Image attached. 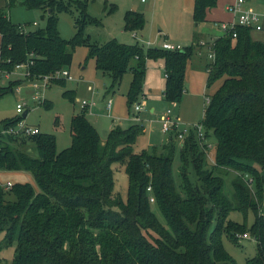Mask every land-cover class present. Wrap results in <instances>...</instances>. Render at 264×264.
<instances>
[{
    "label": "trees",
    "instance_id": "obj_1",
    "mask_svg": "<svg viewBox=\"0 0 264 264\" xmlns=\"http://www.w3.org/2000/svg\"><path fill=\"white\" fill-rule=\"evenodd\" d=\"M88 2L5 0L8 10L20 5L40 9L46 16L44 27L30 31L0 8V79L25 65V80L48 77V83L62 84L57 72L70 66L76 46H85L95 68L110 77V89L131 73L128 110L142 92L149 59L163 61L164 101L180 102L194 45L167 50L127 45L115 38L91 42L85 28L101 22L87 12ZM216 2L194 0L193 22L205 21L206 11ZM115 10L114 4L104 6L107 15ZM73 11L75 33L63 39L58 14ZM144 23L142 13L125 11L124 30L140 31ZM235 32V38L225 34L213 42V60L206 65L207 88L222 79L207 97L199 123L206 131L204 138L210 132L216 141L212 169L207 168L208 144L194 130L179 145L170 134L161 153L155 146L134 153L141 125L115 126L101 143L83 106L70 118V146L57 151L53 134L6 132L23 117L0 121V171L29 172L35 183L15 182L7 190L0 184V232L6 234L4 245L15 246L10 264H236L223 246L224 234L234 243L237 236L249 234L257 243L256 255L246 264H264V39L252 38L245 27ZM20 83L0 84V97ZM73 94L65 91L63 96L73 103ZM30 146L36 157L27 152ZM116 163L127 176L125 200L114 194ZM229 171L235 172L230 199L222 179ZM234 210L241 213V223L229 218ZM250 213L253 221L248 225Z\"/></svg>",
    "mask_w": 264,
    "mask_h": 264
},
{
    "label": "rangeland",
    "instance_id": "obj_2",
    "mask_svg": "<svg viewBox=\"0 0 264 264\" xmlns=\"http://www.w3.org/2000/svg\"><path fill=\"white\" fill-rule=\"evenodd\" d=\"M91 1L89 0L88 2L87 12L101 22L98 26L89 25L85 28V33L89 36L91 42L102 44L111 38H115L118 42L127 45L137 43L144 48L158 47L162 43L179 46L180 49L185 46L194 45V51L186 63L184 89L180 102L175 104L163 102L161 97L164 88L163 63L161 59H149L145 64L143 81L146 98H144L145 95L141 92L136 102L128 110L126 92L131 80V73L126 72L123 74L120 83L113 89H110V77L95 68L94 59L88 57L85 46H76L72 51L71 64L66 68L72 78H61L64 81L62 84L47 82L48 84L45 85L44 81H40L39 83L27 81L24 79V66L14 68L11 74H7L9 75L8 78L3 76L0 79L2 86H6L8 82L14 81V79H19L21 83L18 85V89L15 88L13 92L5 93L0 97V121L4 118L22 117V114L26 111L25 117L20 120L21 123L30 128L38 129L39 133L53 134L56 140V149L60 151L71 144L69 122L73 112H76L80 108L82 100L90 103V105H86L89 110L86 116L97 128L101 143L105 140V132L110 128L111 118L113 117V122L116 124L119 123L117 120H121L120 123H124L125 121L126 123L122 125L123 128H126L127 120L131 119L128 112L130 111V113L132 112L135 115L133 106L139 103L141 111L138 113L142 117V120L139 115L137 121L133 116L132 120L142 126L144 134H140L133 144V152L138 153L142 149L150 150L152 146H155L157 153H161L163 150H166L164 147L165 145H169V143L166 140L167 135L160 131V115L170 108L173 114L177 115V127H186L188 128V132L191 131L194 125L201 122L207 97L211 96L215 88L222 81V79L216 80L209 88L206 87V65L212 62V54L207 47L208 43H201L199 48L195 44L199 34L211 33V35H217L220 31L209 22L199 23L195 27L192 13L190 11L181 12L182 6L190 8V3L192 6L194 0H165L160 13H155L152 21L149 17L152 4L150 1L143 3L141 5L142 11L140 12L143 13L145 23L141 31L136 35L123 29V10L117 8L114 13L107 15L103 10L101 1H96L95 3H91ZM0 8H4L9 13V18L13 23L24 25L26 30L32 31L45 26L46 14L40 9H25L23 6L17 5L8 10L3 0H0ZM76 17V11H73L72 14L66 12L58 14L57 26L61 38L70 39L74 35ZM166 31L170 32L169 35L166 34ZM203 46L205 47L202 51H198ZM104 86H106L105 91L108 93L103 97L101 93ZM65 91H73V103L63 96ZM108 99H111L112 102V107L108 113L110 116L105 114L106 111L96 114V110L102 108L103 100ZM43 102L48 103V105H43ZM17 104L22 106L21 113L15 112ZM150 106H154L155 108L152 114L148 111ZM203 132L204 134L206 133L205 130ZM163 136L166 137L165 140ZM160 140L163 142H159ZM175 140L178 142V145L183 142L177 138ZM202 141L208 144L207 168L212 169L216 144L215 138L209 132L206 139L204 138ZM177 151L178 147L176 145L173 163L175 174L178 173L179 166ZM27 152L32 157L37 156L32 146L27 149ZM112 169L114 194L119 195L125 200L128 181L124 168L116 163L112 164ZM234 175V171H229L222 176L223 192L229 199L233 193L231 180ZM8 181L11 183L28 182L35 185L29 172L0 171V184L4 187ZM151 207L160 222L164 223L156 205L152 204ZM229 218L239 223L243 220L241 213L237 210L232 211ZM252 221L253 216L250 213L248 214L247 224L250 225ZM5 239L6 234L3 231L0 232V262L10 264L13 259L15 246L13 244L10 246L4 245ZM237 239V242L234 243L224 234L222 235L223 246L234 258L236 264H246L247 259L256 255L257 243L249 234L247 238L237 236Z\"/></svg>",
    "mask_w": 264,
    "mask_h": 264
},
{
    "label": "built area",
    "instance_id": "obj_3",
    "mask_svg": "<svg viewBox=\"0 0 264 264\" xmlns=\"http://www.w3.org/2000/svg\"><path fill=\"white\" fill-rule=\"evenodd\" d=\"M226 10L232 15V19L230 21H222L217 22L214 24L216 28H218L223 35L231 34L232 38L236 37L235 28L236 27H245L249 28L252 32L261 33L264 36V10H255L251 7L247 6V0H232V2L227 5ZM161 48L167 50H178L180 49L179 46H175L168 43H162ZM20 66L25 65H17L15 68H20ZM25 75V71H24ZM57 78H67L71 79L72 77L69 75L67 70H62L57 72ZM48 77H44L42 80L34 81L33 83H39L40 81H44L45 85H47ZM35 97V96H34ZM33 97V98H34ZM90 105L85 100L81 101V107ZM111 101H108L107 107L109 108ZM16 113L22 112V106L20 104L16 105L15 108ZM133 111L136 113L133 115L134 119L137 121L138 112L141 111V107L139 103L134 104ZM177 116L173 114V111L169 108L160 115L159 121L161 122L160 131L166 135L173 134L175 138L180 140L181 142L184 140L186 134H188V128H178L176 125ZM135 121V122H136ZM197 133V136L202 141L204 139V132L203 127L201 124L194 125L192 128ZM7 133L10 134H23V135H35L38 134L39 131L36 128H30L25 124L19 122L15 128H9L6 130ZM11 182H6L5 186L3 187L5 190L11 187ZM240 238H247V234H242L239 236Z\"/></svg>",
    "mask_w": 264,
    "mask_h": 264
},
{
    "label": "crops",
    "instance_id": "obj_4",
    "mask_svg": "<svg viewBox=\"0 0 264 264\" xmlns=\"http://www.w3.org/2000/svg\"><path fill=\"white\" fill-rule=\"evenodd\" d=\"M4 1V3H5V0H3ZM102 2V5H103V10H104V6H106V5H110V4H114L115 6H116V10H117V8H119V9H121V10H123L124 11V13H125V11H128V10H132V11H137V12H140V11H142V4L143 3H147L148 1H150V3L152 4V8H151V12L149 13V17H150V19H151V21H152V18L154 17L153 15L156 13H160V10H161V8H162V6H163V4H164V1L165 0H92L91 1V3H95V2ZM232 2V0H217V2H216V5L213 7V8H211V9H208L207 11H206V16H205V21H203L202 23H206V22H209V23H211L212 24V26L214 27V28H216L215 26H214V24L215 23H217V22H222V21H230L231 19H232V15L226 10V7H227V5H229L230 3ZM192 6H193V2H192ZM191 6V3H190V8H185V7H183L182 6V11L181 12H186V11H190L191 13H192V7ZM247 6H249V7H251L252 9H255V10H264V0H247ZM189 9H191V10H189ZM115 10V11H116ZM140 13H142V12H140ZM9 14V13H8ZM143 14V13H142ZM34 24H36L35 22H34ZM198 24H195V27L197 26ZM216 29H218V28H216ZM219 30V29H218ZM141 31V30H140ZM220 31V30H219ZM139 31H136V32H133V34H137ZM169 31H166V34L167 35H169ZM223 34H222V32L220 31V33L219 34H217V35H211V33H205V34H199L198 35V38H197V41H196V45H197V48H199V45L201 44V43H208V49L210 50V52H211V47H212V44H213V42H214V40L216 39V38H218V37H220V36H222ZM251 35H252V38H254V39H260V40H262V39H264V36L261 34V33H257V32H251ZM210 38V39H209ZM0 41H1V36H0ZM198 43V44H197ZM162 45V44H161ZM204 45V44H203ZM210 45V46H209ZM158 47H161V46H158ZM205 46H203L201 49H199L198 51H202V49L204 48ZM162 63H163V61H162ZM164 70V69H163ZM163 76H164V74H163ZM6 78H8L9 77V75H6L5 76ZM164 79H165V77H164ZM14 80H19V79H14ZM89 87V86H88ZM105 88H106V86H104L103 88H102V93H101V95L104 97L105 95H106V93H108L107 91H105ZM16 89H18V87L16 88ZM142 93H143V95H145V97L144 98H146V92H145V85H144V87H142ZM161 97H162V100H163V102H166V101H164V99H163V91H162V95H161ZM79 101V100H78ZM108 101H111V99H108V100H103V103H102V108H98L97 110H96V114H101V113H103L104 111H106V115L108 116L109 114V111H110V109H111V107H112V102H111V104H110V107L108 108L107 107V103H108ZM81 103V102H80ZM81 110V106H80V108L76 111V112H73V114L74 113H77V112H79ZM89 111V110H88ZM103 111V112H102ZM148 111H149V113L150 114H152L154 111H155V108H154V106H150L149 107V109H148ZM16 112V111H15ZM132 113V112H131ZM130 113V111L128 112V114H129V116H130V118L131 119H129V120H127V126H129V125H131V124H134V123H136L135 121H133L132 120V116H133V113L131 114ZM137 115H139V113L137 114ZM110 116V115H109ZM140 116V115H139ZM177 116V115H176ZM87 117V116H86ZM140 118H141V120H142V117L140 116ZM88 119V118H87ZM89 120V119H88ZM90 121V120H89ZM119 123H114L113 122V117L111 118V125H110V128L105 132V137H106V135H107V133L109 132V130H111L113 127H115V126H120L121 128H123V125L122 124H125L126 122L124 121V123H120L121 122V120H117ZM91 122V121H90ZM92 123V122H91ZM93 124V123H92ZM94 126V125H93ZM95 127V126H94ZM96 128V127H95ZM97 129V128H96ZM98 131V130H97ZM142 134H144V129H143V132H142ZM163 139L165 140L166 139V137L165 136H163ZM167 139H168V135H167ZM166 139V140H167ZM159 142H163V141H159ZM160 144V143H159ZM9 182V181H8Z\"/></svg>",
    "mask_w": 264,
    "mask_h": 264
},
{
    "label": "water",
    "instance_id": "obj_5",
    "mask_svg": "<svg viewBox=\"0 0 264 264\" xmlns=\"http://www.w3.org/2000/svg\"><path fill=\"white\" fill-rule=\"evenodd\" d=\"M26 111L22 114V117H25Z\"/></svg>",
    "mask_w": 264,
    "mask_h": 264
}]
</instances>
